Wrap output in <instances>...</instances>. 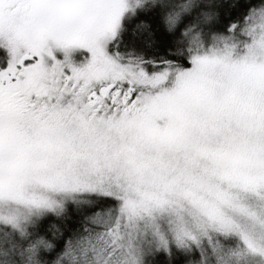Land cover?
<instances>
[{"label":"snow or ice","instance_id":"6c2138e0","mask_svg":"<svg viewBox=\"0 0 264 264\" xmlns=\"http://www.w3.org/2000/svg\"><path fill=\"white\" fill-rule=\"evenodd\" d=\"M0 264H264V0H0Z\"/></svg>","mask_w":264,"mask_h":264}]
</instances>
